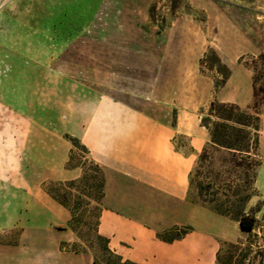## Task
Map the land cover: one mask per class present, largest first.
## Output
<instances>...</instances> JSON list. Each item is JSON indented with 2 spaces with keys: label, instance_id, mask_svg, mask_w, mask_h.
<instances>
[{
  "label": "rangeland",
  "instance_id": "1",
  "mask_svg": "<svg viewBox=\"0 0 264 264\" xmlns=\"http://www.w3.org/2000/svg\"><path fill=\"white\" fill-rule=\"evenodd\" d=\"M211 48L232 74L246 63L264 71L256 61L264 53V0H0V141L14 130L20 146L29 143L35 154L30 164L24 157L0 169V224L34 225L25 246L31 260H54L55 243L71 230L87 248L68 249H87L107 264L97 236L111 247L99 230L104 218L111 231L163 261L213 264L223 243L248 239L237 222L202 205L189 181L209 141L201 111L215 99L242 107L253 100L241 75L238 86L216 91L221 76L209 69L212 62L200 65ZM105 108L113 111L97 120L102 134L95 109ZM262 120L263 154L264 108ZM68 136L94 160L97 143L95 162L106 178L98 232L92 210L72 220L48 193L80 177L81 169L66 168L72 150L71 166L85 165ZM164 148L188 158L185 190L178 170L172 166L169 175L162 165ZM256 187L247 209L261 220L255 233L264 237V175ZM186 230L173 242L160 238ZM20 233L1 230L0 243L14 245Z\"/></svg>",
  "mask_w": 264,
  "mask_h": 264
},
{
  "label": "trees",
  "instance_id": "2",
  "mask_svg": "<svg viewBox=\"0 0 264 264\" xmlns=\"http://www.w3.org/2000/svg\"><path fill=\"white\" fill-rule=\"evenodd\" d=\"M208 61L212 62L209 69L215 70L222 78L221 81H215L218 91L227 84L232 70L212 48L202 58L201 68L204 69ZM256 61L261 62L264 68V53ZM246 66L254 73L252 103L242 107L237 103L215 99L207 110L201 111L200 126L207 131L209 141L198 155L196 167L189 174L190 185L196 189L202 205L237 222L242 230L250 233L245 242L223 243L216 255V264H264V244L261 243L264 237L255 233L261 228L262 222L254 209H247L258 191L256 182L264 162L260 142L263 131L264 71L258 72L249 63ZM68 138L80 150L85 165L71 166L75 154L72 150L66 168L81 169V175L78 179L60 182L58 187L47 190L71 212L72 220L76 219L77 212L92 210L97 218L94 230L98 232V218L105 198V174L91 157L86 145L71 136ZM176 151L179 152L178 149ZM218 159L219 168L216 166ZM73 230L77 232L75 228ZM186 233L187 230L160 238L165 242H173L183 238ZM97 236L102 242L103 251L107 253V264H137L114 251L107 238L99 234ZM94 264H100L97 258H94Z\"/></svg>",
  "mask_w": 264,
  "mask_h": 264
},
{
  "label": "crops",
  "instance_id": "3",
  "mask_svg": "<svg viewBox=\"0 0 264 264\" xmlns=\"http://www.w3.org/2000/svg\"><path fill=\"white\" fill-rule=\"evenodd\" d=\"M237 75H241V78L243 77L242 79L246 81L248 87H251L253 91V74L249 68H243L240 65L237 66L236 70H233V74L229 79L227 86L230 84H234L238 86L239 81L236 78ZM112 111L113 110H110L109 108L95 109V118H96L95 126L100 127L101 130L100 133L102 134L105 132L104 130L105 126H100L98 121L100 120V118L105 116L109 118L110 115H112L111 114ZM101 112H103L104 114H102ZM101 115L103 116L101 117ZM14 132H15L14 130H11L9 132L11 135L10 140H4L5 138L2 137L4 139L0 141L1 170H4L5 166L20 164L21 160L24 157H27L28 164H30L31 160L34 162L35 154L30 153V144L27 143L26 144L27 146L24 145L23 147H21L19 141H17L13 135ZM96 139L97 138L95 137V140ZM108 139H112V138L108 137ZM32 144L35 145L34 142ZM96 144L97 143L95 141V160L97 159L96 161H98L99 157L97 156V152H96V146H97ZM20 150H22V153ZM161 152H162V156H161L162 165L165 166V168L168 167L169 169L167 173H169V175L172 174L173 173L172 166H174L178 170V176L180 178V182L185 190L188 185V158L181 156L179 152H176L174 150L173 152H170L169 150L167 149L165 150L164 148L162 149ZM261 155L264 159V152L263 154L261 153ZM1 174L2 173L0 172V175ZM263 175H264V162L260 168L257 183L260 182V178ZM109 189H110V185L109 183H107V193H108L106 197L107 203H111L112 200V197L109 195L110 193ZM32 226L34 225L27 226L14 222H7L5 224L4 223L0 224V231L12 230V229L21 230L19 240L16 244L12 245L6 242L0 243V264H42L37 260L34 261L31 260L30 256L25 254L28 250L25 247L26 241L27 239L28 240L32 239V237L30 236V230L33 228ZM99 230L103 236H106L110 239V245L113 250H115L117 253L123 256L124 259L133 261L137 264H191L190 262H186L184 259L179 261H163L155 253L140 252L141 250L138 249L136 240L124 239L121 236H119L118 232L111 231L112 229H110L109 227V222L106 221L105 218L102 220ZM64 232H65L64 236L54 245L55 246L54 260L51 258L52 257L51 255H47L46 256L47 262L45 264H73V263L94 264V257L89 250L86 249L84 251H77V250L68 249L69 245L81 244L85 246V244L73 231L65 230ZM153 242H155L162 248L168 245L157 241H153ZM123 245L126 246L124 247ZM85 248L87 247L85 246ZM193 264H197V263L194 262Z\"/></svg>",
  "mask_w": 264,
  "mask_h": 264
}]
</instances>
